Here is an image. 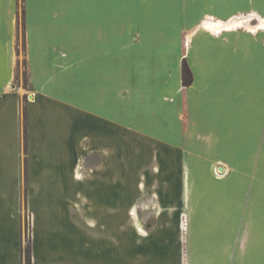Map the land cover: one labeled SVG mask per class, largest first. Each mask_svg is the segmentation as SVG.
Wrapping results in <instances>:
<instances>
[{
  "label": "crops",
  "instance_id": "crops-1",
  "mask_svg": "<svg viewBox=\"0 0 264 264\" xmlns=\"http://www.w3.org/2000/svg\"><path fill=\"white\" fill-rule=\"evenodd\" d=\"M20 3L0 0V264H23L24 178L33 264H264V32L249 58L196 28L264 0H25L28 88Z\"/></svg>",
  "mask_w": 264,
  "mask_h": 264
},
{
  "label": "rangeland",
  "instance_id": "rangeland-1",
  "mask_svg": "<svg viewBox=\"0 0 264 264\" xmlns=\"http://www.w3.org/2000/svg\"><path fill=\"white\" fill-rule=\"evenodd\" d=\"M261 16L257 14V12L253 10H249L247 12H242L238 13L237 15H234L233 17L227 19V20H214V19H204L199 25H197L196 28H205L208 29L214 36H222L227 33H234V32H239L247 35V38H238L234 39L232 42H234V46H236L238 49L241 48L240 53H242V56L245 52L247 57L253 58V52L254 48L256 46V37L258 38L261 33L264 32V25H260L261 21L264 20V18H260ZM238 20L239 23L231 26H224L221 29H215L211 27L208 23L214 22L217 23L219 21H234ZM259 27V28H258ZM22 31V28H21ZM225 36V35H224ZM227 36V35H226ZM226 41V40H225ZM264 41V40H263ZM191 43V40L188 36L185 35V40H184V45H185V52L186 49L189 47ZM19 51L21 53V60L19 61V81L21 85L24 88L29 87V80L27 82V76L26 72L28 73V65L25 62V50H24V45L22 43V32H21V40H20V45H19ZM194 78V76H193ZM30 95L27 93V95L23 96L21 98V108H22V126H21V145H20V155H21V163H22V168H23V175H27V130H26V121L24 117V112L26 109V104L28 100H30ZM27 116V112H26ZM221 167H223L222 162H217V164L213 167V173L217 177H222L224 176L229 169H223L221 170ZM238 168L232 169L233 175L238 177ZM186 171L188 169H185V175ZM27 183L24 181L22 183V193H23V204H22V213H23V220H22V238H21V249H25L27 245L29 244V240L31 238V221H30V212L26 206V199L25 195L27 192ZM12 185H7V191H11ZM23 255V252H22ZM23 264H26L25 261L23 260Z\"/></svg>",
  "mask_w": 264,
  "mask_h": 264
},
{
  "label": "trees",
  "instance_id": "trees-1",
  "mask_svg": "<svg viewBox=\"0 0 264 264\" xmlns=\"http://www.w3.org/2000/svg\"><path fill=\"white\" fill-rule=\"evenodd\" d=\"M25 0H21L20 3V11L18 15V22H19V28L21 31L22 28V43L24 45V50L26 49V37H25V26H26V21H25ZM19 40H21V34L19 36ZM26 64H28L26 58H25ZM18 71H19V66H18ZM27 76V82H28V73L26 72ZM182 76H183V83L185 86L191 85L193 82V72L191 70V67L186 59V57L183 58L182 62ZM24 117L26 121V109L24 112ZM23 252V260L25 261L26 264H33L32 262V255H31V238L29 240V244L25 249L22 250Z\"/></svg>",
  "mask_w": 264,
  "mask_h": 264
},
{
  "label": "bare ground",
  "instance_id": "bare-ground-1",
  "mask_svg": "<svg viewBox=\"0 0 264 264\" xmlns=\"http://www.w3.org/2000/svg\"><path fill=\"white\" fill-rule=\"evenodd\" d=\"M240 22V21H239ZM238 22V20H234V21H229V22H227L228 24L226 25V26H231V25H235V24H237V23H239ZM211 25H215V23H212ZM221 25L222 24H218L217 26L219 27V28H221Z\"/></svg>",
  "mask_w": 264,
  "mask_h": 264
}]
</instances>
